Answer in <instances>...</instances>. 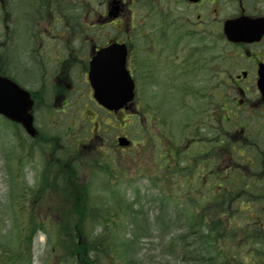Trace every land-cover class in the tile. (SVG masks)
Wrapping results in <instances>:
<instances>
[{
  "label": "flooded vegetation",
  "instance_id": "af4514ba",
  "mask_svg": "<svg viewBox=\"0 0 264 264\" xmlns=\"http://www.w3.org/2000/svg\"><path fill=\"white\" fill-rule=\"evenodd\" d=\"M140 1L152 11L149 3L155 0ZM158 1L167 3L165 10H155L166 20L160 42L171 91L192 95L196 101L190 106L201 110L198 126L205 132L200 135L198 130L200 157L194 156L195 140L187 142L184 164H196L197 169L185 184L188 189L196 185L213 190L215 206L225 192L234 203L249 204L254 175L258 181L264 178L259 174L264 168V0ZM126 9V0H0V45L6 46L9 62L0 67L13 79L32 70L33 78L23 85L35 106L62 112L70 106L91 110L95 101L88 81L90 64L113 44L126 45L130 61L136 57L137 88L153 85L152 78L144 79L149 70L153 75V67L143 58L145 49L135 43L136 35L143 33L126 23ZM227 25L234 26L237 41H229ZM75 76L84 79L88 101L78 95L71 103L78 90ZM84 238L78 242L88 241ZM81 251L76 256L64 251L57 263L94 264L92 248Z\"/></svg>",
  "mask_w": 264,
  "mask_h": 264
},
{
  "label": "rangeland",
  "instance_id": "374dc122",
  "mask_svg": "<svg viewBox=\"0 0 264 264\" xmlns=\"http://www.w3.org/2000/svg\"><path fill=\"white\" fill-rule=\"evenodd\" d=\"M126 1L127 22L140 26L143 34L146 35L142 38L137 35L135 43L149 50L148 46L144 45L145 39H148L150 50H152V46L156 52H160L158 43L161 36L167 31L166 20L162 14L159 17H154L151 12L161 8L165 10L167 3L164 5L161 3L160 5L159 1L155 0L157 8L153 7L152 11L148 12L146 6H141L140 0ZM139 17L142 18V21L136 23L135 21ZM2 42L4 41L0 39V44ZM5 49L6 46L0 48V65L7 67L9 62H6ZM153 59L156 61L153 64V85L147 88L142 86L138 92L135 107L125 111L119 116L120 118H116L117 120L107 115L106 112L97 109L94 105H91L92 111H85L89 114V119H84V115H81L83 109L81 106L76 109L70 106L66 109V113L55 108L47 110L44 107H39L35 112L38 129L46 139L63 137L64 139L61 142H57L59 148L65 146L72 150L69 141L76 149L80 147L77 152L78 163L81 166L80 176L77 183L67 184L68 189H75L82 183L87 184L91 194V206L99 205L100 209H105V204L109 199L118 200L120 197H124L127 204H134L135 208L141 211L137 219V225L139 234L145 239L141 241L138 254L131 251L132 249L127 254V259L136 264H166V249H162V243L158 238L160 235L165 234L168 236L172 234L175 224H178L179 227L182 224V229L185 230L186 219L183 203L178 204L176 201L164 202L163 195L166 197L171 196V192H174L178 186L175 185L170 190V185L163 182L165 172L156 170L163 158L161 154L163 147L173 144V149L181 151V149H186L189 140H199L198 130L200 135L205 133L202 127L199 128L198 126L202 121L201 110L190 106L196 100L192 96H187L186 101L182 103L178 94L179 91L176 93L171 91L173 88L167 71V59L158 60L156 55L153 56ZM137 65V63L135 65V62L133 63L135 71ZM157 74L158 78L161 79L160 86L155 85ZM33 76V71L27 68L16 77L20 84H27ZM74 80L78 90L71 96V103H74L73 98L78 97V95L83 97V101H88L86 96L88 89L87 85L83 83L84 79H78L75 76ZM163 87H167V92L171 94V100L164 104H162L161 98L164 101L167 96ZM186 103L187 106H183ZM168 108H173V111L169 114L167 112ZM133 115H139L140 125L149 130V134H147L148 143L138 146L139 148L121 151L116 146L117 138L120 136L133 138L132 133L135 131V127H133L134 120L131 119ZM97 116L99 125L94 127V136H91L89 132L92 130V126L86 121L96 119ZM99 127L101 128L99 135L104 136L103 140L98 139L96 136ZM153 136L158 139L153 141ZM86 138L88 143L83 142V145L80 146L81 140H86ZM165 142L166 144L163 145ZM49 145L53 149L56 147L55 143ZM50 154L51 151L42 149L39 143L25 134L23 129L0 117V264L7 263L9 258H26L27 264H56L53 260L62 252L60 247L63 240L59 238L58 234L54 235L56 223L45 217L57 215L62 217L61 220H65L72 214L70 208L51 213L47 205L37 200L29 202L21 200L23 195L21 186L26 184L34 187V190L45 188L42 178H39L49 162ZM103 154L105 158L109 155L117 162L112 171L117 180L112 181L111 184H108V178L104 176L103 168L106 165L102 160ZM72 157L75 158L76 156L72 154ZM149 170L152 172H149ZM259 172L260 175L264 176V168H261ZM255 181V183H258V186L255 187L262 189L264 179L262 183L257 182L256 179ZM136 191L140 192L138 201ZM55 197H57L55 194L47 196L48 199ZM31 221L43 224L46 231L50 232L47 234L52 233V238H48L47 242V235L41 232L32 234L29 229ZM117 229L120 230L116 240L118 243L125 236L130 237L133 234L132 231L136 232L134 225L128 220L119 223ZM153 229L155 231L152 234ZM101 230V224L95 225L86 222L81 226V231L85 237L89 236L94 242L99 243L101 239L96 240V238L100 236ZM204 230L205 234H208V231ZM116 233L117 230L114 235ZM27 238L33 240L30 242L29 250H27L28 254L23 256L21 254L23 252L21 241ZM238 243L234 240L231 246L236 248ZM54 247L56 252H53ZM115 252H119L118 256L122 255L121 249H114L110 256H117L113 254ZM152 259L154 260L153 263H151Z\"/></svg>",
  "mask_w": 264,
  "mask_h": 264
},
{
  "label": "trees",
  "instance_id": "16d2710c",
  "mask_svg": "<svg viewBox=\"0 0 264 264\" xmlns=\"http://www.w3.org/2000/svg\"><path fill=\"white\" fill-rule=\"evenodd\" d=\"M132 118L133 120L136 119L135 116H132ZM133 127L136 128L135 121L133 122ZM142 130H144V135L149 134L148 129ZM135 133L136 129L132 134L134 135ZM181 152H173V166H171V159L168 154L163 153L165 156L163 162L169 165L163 171L165 172L163 174V182L166 185H170V190L173 186H178L174 192H171V196L166 197L163 195L165 198L164 202L176 201L178 204H184L186 191L183 189L182 183L189 170L182 168ZM59 166L66 168L68 172L61 170V174L50 173L52 180L45 179L46 182H50L45 192L62 193L60 198L62 202L57 203L59 204V209L70 208L72 214H92L93 216L102 217L99 222L104 228L105 235L103 240L100 241L99 246H94L95 253H111L114 249H121L122 255L118 256V260L116 261L118 263L116 264H136L127 259V254L130 249L136 250V248H139L141 241L145 239L139 234V227L137 225V219L141 211L136 209L134 204H127L124 197H120L118 200L109 199L105 204V209H100L99 205L91 206V194L88 185L83 186L79 184L75 189H68L67 185H65L78 182L77 179L80 174L77 171H70L72 167H78L76 161L69 162L63 152ZM103 170L104 176L108 178V184L117 180L114 173L110 170V166H105ZM56 184L59 187L54 186ZM260 192H255V197L261 196L262 193ZM136 196L138 201L140 197L139 191H136ZM234 208L238 209L236 206ZM221 209L224 210V206ZM185 213L186 210L184 208ZM237 213L238 210H231V214ZM254 213L256 219L252 222H244V220L225 222L214 216L213 218L215 219L213 221L204 222L197 217H190L186 214L185 230L182 229V224L180 227L178 224H175L173 233L169 234L172 238L169 239L170 236L165 234L160 235L158 238L162 243V249H166V264L169 262L170 264H264V206L256 207ZM124 220L130 221L134 225L136 232L128 240L120 239L122 241L118 243L114 240L117 238L118 233H120L117 225ZM157 220L160 221L159 219ZM29 229L34 234L40 229V224L37 221H31ZM204 229L208 231V234H205ZM116 230L117 233L114 235ZM154 231L155 229L152 230V234ZM112 232L113 234L111 235ZM234 240L239 242L236 248L231 246ZM115 253L118 255L119 252ZM153 262L154 260L152 259L151 263ZM15 263L14 259L9 258L8 262L4 264Z\"/></svg>",
  "mask_w": 264,
  "mask_h": 264
},
{
  "label": "water",
  "instance_id": "95a60500",
  "mask_svg": "<svg viewBox=\"0 0 264 264\" xmlns=\"http://www.w3.org/2000/svg\"><path fill=\"white\" fill-rule=\"evenodd\" d=\"M196 1V0H193ZM225 33L230 41L237 40L234 26L227 25ZM96 101L110 112L127 109L135 99V82L126 67L125 49L109 48L97 55L91 64L89 75ZM31 95L13 81L0 77V115L21 124L32 136H36L31 114ZM120 147H128L127 138L119 139Z\"/></svg>",
  "mask_w": 264,
  "mask_h": 264
}]
</instances>
